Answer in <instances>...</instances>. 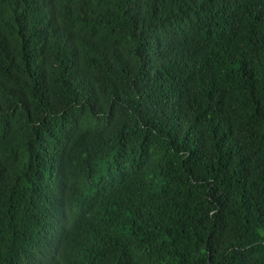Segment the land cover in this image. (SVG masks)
Masks as SVG:
<instances>
[{
    "label": "trees",
    "instance_id": "trees-1",
    "mask_svg": "<svg viewBox=\"0 0 264 264\" xmlns=\"http://www.w3.org/2000/svg\"><path fill=\"white\" fill-rule=\"evenodd\" d=\"M0 264H264V0H0Z\"/></svg>",
    "mask_w": 264,
    "mask_h": 264
}]
</instances>
